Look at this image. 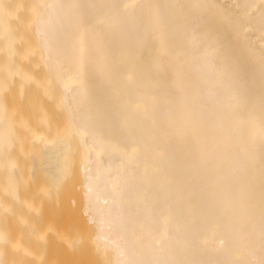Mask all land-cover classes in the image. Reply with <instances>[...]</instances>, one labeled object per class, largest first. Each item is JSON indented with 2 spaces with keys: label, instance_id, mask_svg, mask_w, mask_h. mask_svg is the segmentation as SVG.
I'll list each match as a JSON object with an SVG mask.
<instances>
[{
  "label": "bare ground",
  "instance_id": "1",
  "mask_svg": "<svg viewBox=\"0 0 264 264\" xmlns=\"http://www.w3.org/2000/svg\"><path fill=\"white\" fill-rule=\"evenodd\" d=\"M0 264H264V0H0Z\"/></svg>",
  "mask_w": 264,
  "mask_h": 264
}]
</instances>
